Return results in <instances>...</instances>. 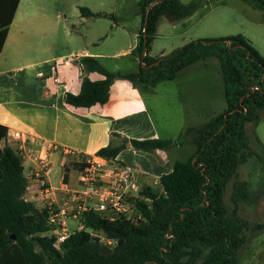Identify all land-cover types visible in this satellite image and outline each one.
I'll list each match as a JSON object with an SVG mask.
<instances>
[{
	"label": "trees",
	"instance_id": "trees-1",
	"mask_svg": "<svg viewBox=\"0 0 264 264\" xmlns=\"http://www.w3.org/2000/svg\"><path fill=\"white\" fill-rule=\"evenodd\" d=\"M241 1L264 12V0ZM201 2L140 0L141 28L131 51L139 60L137 71L111 72L95 57H77L73 64L80 66V90L63 95L64 102L74 108L103 105L115 80L153 88L172 81L195 62L215 57L223 79L226 108L222 113L202 126L185 128L176 140L123 137L118 145L98 149L95 156L114 163L126 146L155 154L185 144L195 146L194 153L185 161H175L171 171L158 178L160 192L141 187L138 197L129 200L138 223L122 215L109 219L103 212L86 210L79 217L83 229L69 235L57 249L53 238L44 235L50 230L48 209L24 198L28 180L23 160L7 143V128L0 125V264H195L198 260L200 264H239L248 223L238 217L237 209L240 204H256L260 193L238 180L237 170L253 156L264 164V150L261 155L251 151L246 129L264 114V58L242 35L191 40L164 56L149 55L159 17H187ZM18 4L19 0H0V52ZM80 11L82 17L99 16L87 8ZM92 72L103 79L91 81L88 74ZM74 164L78 170L84 166ZM231 179L233 208L229 212L223 195ZM252 228L264 229V224ZM101 237L117 244L111 248Z\"/></svg>",
	"mask_w": 264,
	"mask_h": 264
},
{
	"label": "crops",
	"instance_id": "crops-1",
	"mask_svg": "<svg viewBox=\"0 0 264 264\" xmlns=\"http://www.w3.org/2000/svg\"><path fill=\"white\" fill-rule=\"evenodd\" d=\"M190 1L180 0L183 4ZM210 1L202 0L201 6L184 18L171 20L165 15L160 16L154 39L150 43L149 55H166L162 50L157 53L154 51V43L159 37L171 40L187 35V42L227 37L228 30L223 23L229 17L225 13L218 15V20L202 25L214 10ZM19 6L20 0L0 52V125L7 128V143L17 149L22 157L24 176L28 180L25 200L37 208L45 207L47 203L62 206L66 199L64 186L70 190L78 188L77 177L74 186L62 182L68 172L65 165L72 156L75 157L74 163L82 162L109 143L118 145L117 141L120 142L123 137L138 140L174 138H164L155 128L140 88L125 80H115L111 84L108 100L103 105L74 108L66 104L63 95H75L80 90L81 70L77 64H73V59L91 55L102 65L101 59L105 56L90 53L86 48L68 54H50L51 45L41 43L44 38L41 36L46 35L43 23L33 12L19 13ZM226 6L228 4H219L218 8ZM28 7L32 9L31 5ZM141 20V14L136 10L133 31L127 30L123 20L112 23V28L131 37L129 46L116 51L112 57L130 53L135 48ZM14 26L16 29H13ZM210 58L213 57L197 61L191 66L201 63L206 67ZM115 69L111 72L125 73ZM88 78L97 81L103 79V76L92 72ZM201 86L193 84L191 87L200 89ZM154 88L151 90L154 91ZM182 114L194 117L210 115V112L205 108L198 111L191 102ZM216 115V112H212V118ZM14 133H19L21 139H13ZM2 145L3 142H0ZM45 153L47 166L40 171L38 158ZM175 161L178 160L171 148L156 150L153 155L126 146L116 157V162L130 168L136 186L157 184L162 174L171 171ZM38 175L43 178L44 185L39 183Z\"/></svg>",
	"mask_w": 264,
	"mask_h": 264
},
{
	"label": "rangeland",
	"instance_id": "rangeland-1",
	"mask_svg": "<svg viewBox=\"0 0 264 264\" xmlns=\"http://www.w3.org/2000/svg\"><path fill=\"white\" fill-rule=\"evenodd\" d=\"M137 1L20 0L19 13L33 12L34 16L41 20L46 30V35L41 36L44 37L41 39V43L46 46L51 45L50 54H68L86 48L90 53L105 56L101 60L102 66L107 70L112 71L118 68L117 70L121 72L129 73L138 69L139 60L131 52L117 57L111 56L116 51L127 48L131 38L129 34L124 35L121 30L112 28V23L123 20L127 30L133 31L135 29V14L138 10ZM210 2L214 10L209 17L204 19L202 25L210 24L215 19L218 20L217 16L225 13L229 17L223 23V26L228 30L226 36L242 35L264 58V12L251 8L241 0H211ZM219 4H228V6L218 8ZM28 5H31L32 9H29ZM81 8H87L92 13L97 12L94 14H99V16L82 17ZM166 18L168 17L166 16ZM13 29H16L15 26ZM186 40H188L187 35L171 40L159 37L154 43V51L157 53L162 50L168 54L183 42H187ZM193 84L202 86L200 89H194L191 87ZM136 85L145 98L155 128L164 138L176 140L185 128L202 126L212 119V112L218 114L226 108L223 79L219 61L215 57L207 60L206 67L197 63L178 72L172 81L156 84L154 91L140 83ZM191 102L198 111L205 108L210 112V115L184 116L182 113ZM246 129L251 151L261 155L264 150V114H261L256 123L246 125ZM174 147L177 146H173L171 149L178 161L187 160L195 151V146L189 144L178 148ZM74 160L75 157L72 156L65 165V169L68 170L65 181L70 186H74L77 177L78 167L74 164ZM246 168L259 170L253 172L252 183L244 178L243 173ZM237 179L247 182L250 191L260 193L256 204H240L237 209L238 217L248 223V227L243 232L246 239L245 246L238 252L239 264H264V229L255 230L252 228L256 224H264L263 162L254 156L250 157L245 164L238 167ZM233 180L231 179L227 184L223 195L229 212L233 208L229 200ZM145 186L152 188L156 193L160 192L158 184L148 183L136 186L135 190L126 193L122 198V203L126 207L125 216L133 224L138 223V217L129 200L137 198L139 190ZM110 210L109 213H117L116 210ZM69 228L71 231L77 230L75 219H70ZM195 264H200V260Z\"/></svg>",
	"mask_w": 264,
	"mask_h": 264
},
{
	"label": "built area",
	"instance_id": "built-area-1",
	"mask_svg": "<svg viewBox=\"0 0 264 264\" xmlns=\"http://www.w3.org/2000/svg\"><path fill=\"white\" fill-rule=\"evenodd\" d=\"M12 138L20 140L21 135L14 133ZM84 166L78 170L77 189L70 190L64 186L66 199L62 206L47 203L49 232L44 235L53 238L55 248H59L69 235L83 229L79 222V217L86 210H96L103 212L109 219L125 216L126 207L122 203V198L126 193L135 190L136 184L133 180L129 167L116 163H109L97 156H91L82 162ZM47 166L46 153L38 158V167L42 171ZM39 183L44 185V180L38 175ZM63 184L65 182L63 181ZM48 193L47 190L44 191ZM116 210L117 213H109ZM126 217V216H125ZM127 218V217H126ZM70 219L77 221V230L71 231L69 228ZM101 241L111 248L117 244L116 240L104 239Z\"/></svg>",
	"mask_w": 264,
	"mask_h": 264
},
{
	"label": "clouds",
	"instance_id": "clouds-1",
	"mask_svg": "<svg viewBox=\"0 0 264 264\" xmlns=\"http://www.w3.org/2000/svg\"><path fill=\"white\" fill-rule=\"evenodd\" d=\"M258 172L259 170L258 169H253V168H246L243 175H244V178L247 179L250 183L253 182L254 180V177H253V172Z\"/></svg>",
	"mask_w": 264,
	"mask_h": 264
},
{
	"label": "water",
	"instance_id": "water-1",
	"mask_svg": "<svg viewBox=\"0 0 264 264\" xmlns=\"http://www.w3.org/2000/svg\"><path fill=\"white\" fill-rule=\"evenodd\" d=\"M142 57H143V54H142ZM78 67L80 68V66L78 65ZM127 145H129V144H127Z\"/></svg>",
	"mask_w": 264,
	"mask_h": 264
}]
</instances>
